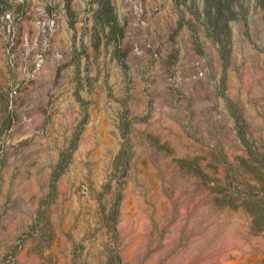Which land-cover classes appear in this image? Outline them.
Here are the masks:
<instances>
[{
	"label": "rangeland",
	"instance_id": "obj_1",
	"mask_svg": "<svg viewBox=\"0 0 264 264\" xmlns=\"http://www.w3.org/2000/svg\"><path fill=\"white\" fill-rule=\"evenodd\" d=\"M222 4L0 0V264H264V0Z\"/></svg>",
	"mask_w": 264,
	"mask_h": 264
},
{
	"label": "trees",
	"instance_id": "obj_2",
	"mask_svg": "<svg viewBox=\"0 0 264 264\" xmlns=\"http://www.w3.org/2000/svg\"><path fill=\"white\" fill-rule=\"evenodd\" d=\"M175 1H176V3H182V2H185L186 0H175ZM214 1H216V3H218L219 6L217 7L216 11H212V8L209 9L208 15L210 16V18L212 19L213 22H216V21H218L220 19V16L223 13V4H222L223 0H214ZM69 14H72V12L69 11ZM116 28H117L116 26L113 27V29H116ZM228 106H229V109L231 111V114H233V117L235 119V122H236V125H237V128H238V132H239V136H240L241 140L243 142H245V144L247 145V143H246V141H245V139L243 137L244 136V132H243L244 122L242 120L241 113L236 111V106L234 104L229 103ZM74 143H75V140L72 142L73 146H74ZM73 146H72V148H73ZM70 152L71 151L69 150L68 152H62L61 153L60 159H59V163L57 165V170H56V172L54 174V179H57V177L59 176V173L64 169V167H65V165L67 163V159L70 156ZM260 211H258V212L255 211V212H253V214L255 215L256 220L258 219V215H259V218H260V221H261L262 213ZM114 213L116 215L117 211H115ZM263 222L264 221H262V224H263Z\"/></svg>",
	"mask_w": 264,
	"mask_h": 264
}]
</instances>
